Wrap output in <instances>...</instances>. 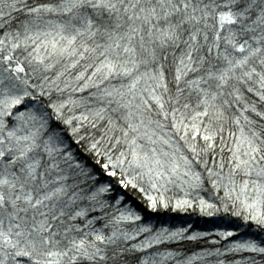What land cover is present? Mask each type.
Instances as JSON below:
<instances>
[{"label": "snow or ice", "instance_id": "6c2138e0", "mask_svg": "<svg viewBox=\"0 0 264 264\" xmlns=\"http://www.w3.org/2000/svg\"><path fill=\"white\" fill-rule=\"evenodd\" d=\"M0 264H264V0H0Z\"/></svg>", "mask_w": 264, "mask_h": 264}]
</instances>
